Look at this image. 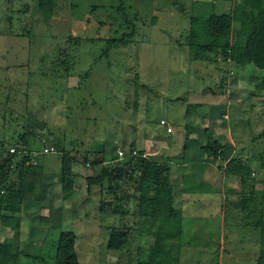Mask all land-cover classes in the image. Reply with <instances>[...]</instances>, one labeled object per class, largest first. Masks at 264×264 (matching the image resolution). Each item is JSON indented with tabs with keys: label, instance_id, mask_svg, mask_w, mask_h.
<instances>
[{
	"label": "rangeland",
	"instance_id": "obj_1",
	"mask_svg": "<svg viewBox=\"0 0 264 264\" xmlns=\"http://www.w3.org/2000/svg\"><path fill=\"white\" fill-rule=\"evenodd\" d=\"M194 1L55 0L52 13L46 14L37 10V0H0V141L11 144L21 133L31 130L36 134L34 148H41L43 139L48 146L59 141L69 151H80L75 171L84 166L91 169L86 173L92 175L93 167L84 163L88 150L96 149L100 158L106 154L105 166L113 167L122 163L117 151L127 146L132 133L139 138L137 148L146 149L142 147L151 144V138L144 136L147 131L156 134V141L180 152L186 138L191 137L185 127L190 123L198 134L203 135L206 128L221 133L224 157L237 156L244 170L261 172L264 167L254 157L259 143L252 142V137L263 124L256 114L251 120L249 115L251 106L264 99V69L253 64L239 66L223 58L215 63L191 58L186 34ZM198 1L215 3L220 12L228 11L234 3ZM117 38L123 41L111 45L105 54L110 40ZM211 117H215L218 127ZM161 118L175 128L174 133L166 134V126L159 123ZM146 137L150 141L145 145ZM100 144L107 149L105 154L99 151ZM53 148L43 156L45 170L51 174L46 184L50 189L56 187L55 183L67 187L74 181L59 177V153ZM187 164L184 171L195 167L194 162ZM200 181V176L196 179L185 175L183 179L186 188ZM231 181L235 190L239 189V178L231 176ZM123 183L130 187V182ZM255 189L262 191V183L257 182ZM97 194L93 192L85 200L87 196L74 191L72 196L82 213L79 220L67 226L48 222L47 236L34 251L52 263L60 232L73 229L78 235L75 249L81 264L125 263L126 250L110 251L106 242L111 227L131 226L133 216L100 214L103 197ZM225 195L227 201L229 195ZM214 198L212 201H216ZM232 198L235 195L230 194V202ZM135 203H130L131 209ZM197 203L191 207L208 208ZM238 212V216L228 214L225 227H220L215 217L209 221L206 216L192 219L191 214L184 215V232L178 240L184 246L180 264H258L260 229L244 226L247 221ZM100 225L103 230L99 231ZM134 231L137 233L130 235L128 247L134 251L141 240L144 254L150 236ZM223 232L226 243L222 253L219 237ZM88 246L100 256L82 254V248ZM20 260L38 264L26 256Z\"/></svg>",
	"mask_w": 264,
	"mask_h": 264
},
{
	"label": "trees",
	"instance_id": "obj_2",
	"mask_svg": "<svg viewBox=\"0 0 264 264\" xmlns=\"http://www.w3.org/2000/svg\"><path fill=\"white\" fill-rule=\"evenodd\" d=\"M54 3L55 0H37L36 7L39 12L50 14ZM152 19L157 23L155 16ZM189 19L186 43L191 58L213 63L218 62V58H223L233 60L239 66L253 64L264 69V0H234L230 9L223 12L217 11L215 3L196 0L192 4ZM122 41V38L111 39L108 48L104 50L105 54L111 45ZM250 114L249 120L256 114L263 124L262 130L252 137V142L259 143L254 157L264 167V99L261 104L251 106ZM204 132L206 145L202 147V151L208 158L225 159L226 166L221 167L222 173H235L239 178L240 191L229 189L227 194L235 195V198L230 202L228 196L226 204L228 208L233 205V214L238 216L239 211L240 216L247 221L244 226L260 229L258 264H264V174H257L261 176L257 179L249 169L244 170L245 166L237 156L225 158L224 147L214 138L212 130L206 128ZM35 135V132L29 130L21 133L17 141L11 144L5 145L0 141V223L13 230V238L16 240L21 237L20 212L23 202L42 201L43 177L46 172L43 156L55 147L60 163L57 173L62 180L73 179L72 168L79 163L77 156L80 151H69L59 141L52 144V147L46 145V140L43 139L42 147L34 148L32 140H35ZM15 144V151L9 152V147ZM129 147L124 150L126 155L121 159L122 163L113 167L105 166L108 162L103 144H100L99 151L105 156L98 157V151L93 148L84 157V163L93 167L92 175L85 178L87 192L93 186L101 188L100 195L103 199L100 210L112 216L131 214L134 219L131 226L114 225L109 229L106 248L110 251L126 250L128 253L125 263L117 260L116 264H180L178 240L184 232L183 216L180 209L174 208L175 196L170 183L169 166L165 161L150 158L143 150ZM45 148L48 151L45 152ZM131 150H136V156L131 155ZM98 168L96 172L95 169ZM124 181L130 182V187L123 186ZM257 182L262 183V191H256ZM104 183L106 188H103ZM107 197L109 198L106 199ZM133 201L136 203L131 209L130 203ZM240 223L243 225L244 221L240 220ZM40 224L48 226V217L41 216ZM134 229L140 236L143 233L150 236V243L145 246L144 254L141 240L134 251L128 247ZM60 233L52 263H48L41 253H27L17 244L0 241V264H22L21 256L36 260L38 264H79L75 249L78 235L69 230Z\"/></svg>",
	"mask_w": 264,
	"mask_h": 264
},
{
	"label": "crops",
	"instance_id": "obj_3",
	"mask_svg": "<svg viewBox=\"0 0 264 264\" xmlns=\"http://www.w3.org/2000/svg\"><path fill=\"white\" fill-rule=\"evenodd\" d=\"M214 118L215 117H211L210 119L215 122ZM216 122H215V126L218 127V125H216ZM168 124L171 126L170 123ZM185 127L187 131H190L189 135L191 137L186 138L185 143L183 145L184 147H182V150L180 152L176 151V149L169 148V146L165 145L163 141L160 142L156 141L155 140V138L157 137L156 134L154 132L148 134L147 131H145L146 133H144V136L148 135L147 137L151 138V142H150L151 144H147L150 141L147 137L144 138L143 139L145 141L144 144L145 145L147 144V147H142V148H146V149H139L135 145L136 141L139 139L135 137L136 132L131 134L132 138L126 140L127 146L123 148L125 150H128L130 148L129 146H132L136 150H143L147 154V156L149 155L150 158L157 161H165L168 164L169 166L168 169L170 172V183L173 186V192L175 196L174 208L180 209L183 217L186 214H191L190 216L192 219H196L198 216L200 217L206 216L207 220L209 221L211 219L214 220L213 217H215L218 218L216 221H220V227H222V225L223 227H225L224 226L225 219L227 220V217H229L230 215L232 216L233 214L231 209L233 205H230V208H228L226 204L227 201H226L225 193H227L229 189H235L234 185L231 184L232 183L231 176H235V175L232 174L229 175L227 174L228 176L222 175L223 173L221 171L222 169L221 167L225 165V159L208 158L205 152L202 151V147L206 145V139L204 134L203 135L201 133L198 134L199 131L197 128H195V130H192L191 128H193V126L190 123L185 124ZM165 132L167 135L172 134L175 132V128L173 127V132L171 133L168 132L166 128ZM192 133L195 134L193 135ZM220 134H216L214 132L213 136L215 135L214 138L216 140H219L220 143L223 144V141L219 138ZM169 144H174L176 146L178 143L174 141H170ZM105 152H107V149L105 150ZM232 154L233 153H231V155ZM155 156L157 159L154 158ZM191 162H194L195 167L188 168V170L184 171L183 168L188 165L187 163H191ZM78 167L79 164L78 165L74 164L72 168L73 174ZM89 170L91 169L84 168V166H81L78 172L75 171V175H74L75 177H73L74 182H72V184L70 183L66 187V185L62 186V185H58L60 183H55L56 187L52 189L48 188V185L46 184L47 183L46 179L51 174L49 172H45L43 177L42 201L41 202L25 201L22 204V210L20 212L21 237H19L18 240L14 239L13 230L11 228L5 227L2 224H0V241L5 244H10V243L17 244L20 249L26 251L27 253H33V251L35 250L34 249L35 245L39 243L40 240L44 241V238L47 236V232H46L47 226L42 227L40 224V217L42 214L43 216L48 217V222L50 225L62 226L63 224H66L67 226L76 223V221L79 220V216H80L79 214L82 213L80 212V210L78 211V206H77L78 202L76 198H73L72 196L74 191L76 194L87 196L84 197L85 200L90 199L89 196L92 195L93 192L94 193L98 192L97 195H99L100 192V190L97 189L98 187L96 186H93L91 191L87 192V185L85 178L86 176H89V174L86 173V171L89 172ZM215 171L218 172V175L216 176L213 175ZM185 175L195 176L196 179L198 178V176H200L201 181L198 183H194L191 188H186L183 183V179ZM224 177L226 179V182L223 179ZM74 184L75 187L73 186ZM240 188L241 186L239 183V189H237L236 191H240ZM66 190L70 192L67 194ZM223 196H225L224 199L225 201L223 200ZM213 197H215L214 200L216 201H212ZM72 199L74 201H72ZM196 201L198 202L197 203L198 206L202 204L204 207H208V208L206 209L202 207L201 208L199 207V209L192 208L191 205ZM212 205L213 207H211ZM66 207H67L66 209L67 211H65ZM98 211H100L99 213L103 215L104 212H102L100 208ZM104 215L107 214L104 213ZM25 216L27 219L24 218ZM100 229L103 230L102 225L98 227L99 231ZM69 231H73V229H70ZM225 238H226V234L223 232L219 237V245H220L219 252L221 250L222 253L225 252V248H224V245L226 243ZM179 245L181 251L184 248V246H182V244L180 243ZM84 253L85 254L89 253L87 255L90 254L95 255L94 257L100 256L98 255L99 253L96 254L94 252H91V246H88L85 250H83L82 248V254ZM78 257H79V264H81L80 255ZM116 261L114 264H116ZM21 263L26 264L25 261Z\"/></svg>",
	"mask_w": 264,
	"mask_h": 264
},
{
	"label": "built area",
	"instance_id": "obj_4",
	"mask_svg": "<svg viewBox=\"0 0 264 264\" xmlns=\"http://www.w3.org/2000/svg\"><path fill=\"white\" fill-rule=\"evenodd\" d=\"M160 124L166 126L168 132H170V133L173 132V127L170 126V125L165 121V119H161V120H160ZM16 146H17V144L10 146V147H9V152H14ZM44 151H45V152L48 151V148H45ZM117 154L119 155V157H122V158H124L125 155H126L125 151L122 150V149H118ZM136 154H137L136 150H131V155H132V156H136ZM251 174H252V176H253V175H257V174H264V168H263V170H262L261 172H258L257 170H254Z\"/></svg>",
	"mask_w": 264,
	"mask_h": 264
}]
</instances>
